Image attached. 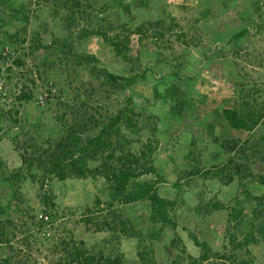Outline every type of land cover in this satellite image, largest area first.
<instances>
[{"label": "rangeland", "instance_id": "rangeland-1", "mask_svg": "<svg viewBox=\"0 0 264 264\" xmlns=\"http://www.w3.org/2000/svg\"><path fill=\"white\" fill-rule=\"evenodd\" d=\"M0 207V264H264V0H0Z\"/></svg>", "mask_w": 264, "mask_h": 264}, {"label": "trees", "instance_id": "trees-1", "mask_svg": "<svg viewBox=\"0 0 264 264\" xmlns=\"http://www.w3.org/2000/svg\"><path fill=\"white\" fill-rule=\"evenodd\" d=\"M244 33L245 32H241V33L237 34L235 36V39H238ZM133 83H134V81L130 80L129 84L131 85ZM30 99H31V95H27V96L21 95L18 97V101H22V102L30 101ZM246 106H247V110L245 111V114H243L241 110H235V109H231V108L223 109L222 115H223L227 125L231 129L236 130V131H239V130L252 131L258 125V121H259V118L261 117V115H259L258 113H257V115H255L256 111L254 110L253 106H249L247 103H246ZM229 143L234 145V142H229ZM229 163H230V161H228V164ZM116 178H118V177L116 176ZM121 179H122V177H121ZM126 182H127L126 179H124V181L120 182V184L118 185V189L123 190ZM0 212L1 213L3 212V209L1 207H0ZM3 233H4V230L1 229L0 235H3ZM204 259H207L206 253H203V255L199 258V260H204Z\"/></svg>", "mask_w": 264, "mask_h": 264}]
</instances>
